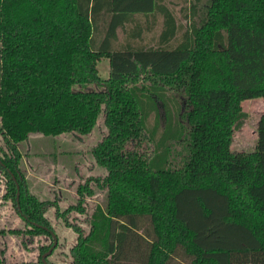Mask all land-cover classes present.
<instances>
[{
	"label": "trees",
	"instance_id": "trees-1",
	"mask_svg": "<svg viewBox=\"0 0 264 264\" xmlns=\"http://www.w3.org/2000/svg\"><path fill=\"white\" fill-rule=\"evenodd\" d=\"M183 13L187 29L165 0H0V171L26 234L51 240L39 264L53 204L27 190L18 144L87 136L102 115L92 154L107 203L88 214L93 189L79 187L58 211L78 238L49 264H264V114L256 151L231 150L244 102L264 99V0H191Z\"/></svg>",
	"mask_w": 264,
	"mask_h": 264
},
{
	"label": "rangeland",
	"instance_id": "rangeland-1",
	"mask_svg": "<svg viewBox=\"0 0 264 264\" xmlns=\"http://www.w3.org/2000/svg\"><path fill=\"white\" fill-rule=\"evenodd\" d=\"M190 1L165 0L167 6L177 15L185 29L192 24L191 21L187 23L183 13V9L189 7ZM141 23L146 29L144 19H141ZM132 26L130 25L128 28L132 29ZM161 27V19L159 18L157 26L153 30L151 29L152 32L146 31L144 33V42H154L161 32ZM118 34L119 41L115 44V48L120 47L126 41V36L122 30H119ZM98 70L103 80L109 78L110 63L107 58L98 63ZM243 110L246 116L241 126L234 131L231 150L237 153H253L256 151L258 142V124L264 114V99L244 102ZM161 118L160 132L164 129L162 107ZM154 125L155 117H151L148 124L149 129L152 130ZM106 133L104 116L102 115L93 132L87 136L73 133L57 137L31 134L28 141L18 145L20 151L23 150V154L26 156L21 169L25 175L28 190L40 199L50 201L53 204L47 217L52 227L57 233L59 232L61 238L59 240L60 249L51 257L52 259L60 255L62 251L67 253L75 244L76 237L78 238L77 233L65 226V218H58V211L63 212L77 203L79 199L78 187L88 183L93 188V195L86 196L85 202L89 213H92L96 206L104 207L107 203V190L100 188L94 182L97 178H103L106 171L96 164L92 155L94 146L102 140ZM27 148L30 151L27 152ZM26 152L29 154L25 155ZM25 163L32 166L30 169H34L33 174H37L39 177L27 171ZM40 173H44V175L41 176ZM1 177L0 175V179ZM41 177H47L48 180ZM89 179L92 180L87 182ZM3 183L0 182V184ZM51 183L53 186H50ZM75 215L78 216L76 222L86 228L84 214L73 212V214H70L69 220H73ZM23 220L20 213L16 212L12 202L7 200L1 202L0 200V257L10 263L39 264L40 248L45 244H49L50 239L45 236L33 237L27 235L26 230L29 227L25 224L26 221Z\"/></svg>",
	"mask_w": 264,
	"mask_h": 264
},
{
	"label": "flooded vegetation",
	"instance_id": "flooded-vegetation-1",
	"mask_svg": "<svg viewBox=\"0 0 264 264\" xmlns=\"http://www.w3.org/2000/svg\"><path fill=\"white\" fill-rule=\"evenodd\" d=\"M43 136V135H42ZM29 139V138H28ZM28 141V140H27ZM100 142V141H99ZM98 142V143H99ZM22 143V142H21ZM97 143V144H98ZM20 144V143H19ZM18 144V145H19ZM96 146V145H95ZM94 146V147H95ZM18 149H19V147H18ZM20 150V149H19ZM28 151H30L28 148H27V152ZM21 153H22V160H21V163H20V177H24V179H25V185L27 186V183H26V178H25V175L22 173V169H21V167H22V164L25 162L24 160H26V156H24V154H23V150L22 151H20ZM25 153V155H27V154H29V153ZM93 155V154H92ZM27 162V161H26ZM25 165V168H27V171H29L31 174H33L34 173V169L33 168H31L30 169V167H32V166H29L28 164H24ZM41 174V176H43L44 175V173H40ZM0 175L2 176L1 177V179H0V182L2 181V183H3V181H4V183L3 184H0V200H1V202H3V200H7V201H9V202H12L11 200H8V199H5L4 198V195H5V193H6V181H7V177L5 176V174L2 172V171H0ZM34 176H36V177H39L37 174H33ZM13 177V179H14V181H15V183H16V186H17V199H18V201H19V198H20V185H19V183L17 182V179H16V177L15 176H12ZM42 179H45V180H48L47 179V177H41ZM22 179V178H21ZM98 179V178H97ZM92 179H89L87 182H90ZM96 180V179H95ZM95 182V181H94ZM96 183V182H95ZM88 184V183H87ZM47 185H49V184H47ZM50 186H53V184L51 183V185ZM90 188H92L91 186H89ZM93 189V188H92ZM27 190H28V186H27ZM78 190H79V187H78ZM78 190H77V192H78ZM30 192V191H29ZM31 193V192H30ZM33 194V193H32ZM35 195V194H34ZM37 196V195H36ZM38 197V196H37ZM39 198V197H38ZM78 201H77V203L79 202V200H80V197H79V194H78ZM40 199V198H39ZM42 200V199H41ZM47 201V200H46ZM85 202H86V198H85ZM77 203L76 204H73L72 206H75V205H77ZM84 205H85V207H86V212L89 214V212H88V210H87V205H86V203H84ZM50 212V211H49ZM48 212V213H49ZM74 212H77V211H74ZM70 214H73V212H70ZM69 214V215H70ZM48 215V214H47ZM76 218H78V216L76 217V215H75V218H73V220L75 219V221H77L78 219H76ZM25 222V221H24ZM25 224H26V222H25ZM27 225V224H26ZM88 226L86 225V228H87ZM85 228V229H86ZM45 229H47L48 230V228H45ZM69 229V228H68ZM50 231V233H51V235H52V239H53V246L50 248V250L54 247V244H55V239H54V237H53V234L55 235V238H56V240H57V245H56V249L54 248L53 249V251L50 253V254H48L49 253V251L47 252V253H45V254H43L42 255V264H49L48 262H47V259L48 258H51L52 257V254L54 253V254H56V251L58 250V249H60V243H59V240H60V236H59V232L56 234V233H54L53 231H51V230H49ZM58 231V230H57ZM59 236V237H58ZM37 237H39V236H37ZM45 237H47V236H45ZM49 238V237H48ZM50 239V238H49ZM49 242H51V240L49 241ZM39 253H40V251H39ZM45 255H47V257L46 258H44V256ZM3 257H4V255H2ZM1 258V257H0ZM2 259V258H1ZM4 260V259H3ZM5 262H6V260H4ZM7 263H10V262H7ZM17 263V262H16Z\"/></svg>",
	"mask_w": 264,
	"mask_h": 264
},
{
	"label": "water",
	"instance_id": "water-1",
	"mask_svg": "<svg viewBox=\"0 0 264 264\" xmlns=\"http://www.w3.org/2000/svg\"><path fill=\"white\" fill-rule=\"evenodd\" d=\"M53 237H54V239H55V244H54V247L49 251V253L48 254H50L52 251H53V249L56 247V245H57V240H56V238H55V235L53 234ZM47 257V255H45L44 256V258H46Z\"/></svg>",
	"mask_w": 264,
	"mask_h": 264
}]
</instances>
